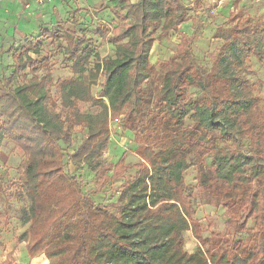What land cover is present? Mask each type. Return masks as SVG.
Instances as JSON below:
<instances>
[{"label": "trees", "instance_id": "trees-1", "mask_svg": "<svg viewBox=\"0 0 264 264\" xmlns=\"http://www.w3.org/2000/svg\"><path fill=\"white\" fill-rule=\"evenodd\" d=\"M119 4L126 10L124 16H117V24H107L106 28L110 43L115 45L113 57L97 56L84 34L77 37L69 30L60 35L57 31L46 33L51 43L58 39L64 43L55 52L64 55L74 76L88 74L87 82L79 77L57 81V102L46 90L48 76L40 78L37 74L48 57L34 60L29 53L35 43L27 41L19 50L11 51L13 73L9 82L27 68L31 71L30 78L24 77L15 90L0 88V145L7 137L25 156L16 195L29 203L23 210L28 228L18 243H26L29 256L43 252L54 264H264V137L247 132L259 152L228 155L217 151L208 173L203 174L202 183L210 191L223 188L230 210L226 224L232 238L225 247L214 250L200 237L184 189L183 175L190 164L179 150L195 151L197 146L189 142L186 130H177L190 118L199 130L226 135L246 120L254 101L231 68L243 62L249 46L260 57L264 29L254 31L252 24L231 32L223 29L222 37L232 57L218 77L221 90H213L200 103L188 104L182 103L183 91L196 85L198 69L191 50L193 35L181 33L177 55L181 69L166 77L154 97L171 128L162 134L156 129L158 116L146 123L140 118L142 91L152 69L149 54L154 34L158 32L157 39H162L179 28L187 20L188 8L181 0H119ZM86 11L88 18L98 21L95 13ZM123 40H127L126 45ZM98 78L100 88L94 95L91 87ZM80 104L99 107L100 112L94 117L84 115ZM121 117H133L139 162L133 179L122 185L116 203L108 209L94 203L67 178L59 143H69L71 131L84 125L86 135L68 159L90 166L100 192L109 180L120 178L126 171L119 162L100 161L108 150L109 123ZM200 150L202 158L207 151L203 147ZM71 219L72 223L61 229L62 223ZM248 222L254 224V231L241 241L237 237ZM188 231L199 244L191 254L181 248L182 234Z\"/></svg>", "mask_w": 264, "mask_h": 264}, {"label": "rangeland", "instance_id": "rangeland-1", "mask_svg": "<svg viewBox=\"0 0 264 264\" xmlns=\"http://www.w3.org/2000/svg\"><path fill=\"white\" fill-rule=\"evenodd\" d=\"M52 1V4L50 1L45 5H38L40 8L45 6L46 8L41 9L43 15L37 30L26 33L24 38L15 41L14 46L18 48L26 41L32 42L35 43L33 51L30 52L32 58L41 61L48 57V62L38 69L37 74L40 78L48 76L46 90L57 102L59 96L57 81L79 77L87 82L88 74L85 72L81 76H74L70 72L69 62L64 59V55L55 52V48L64 43L60 39L51 43L46 33L52 30L60 35L64 30H69L75 31L77 37L84 34L97 56L101 59L113 57L115 45L110 43V35L106 28L109 24L116 25L117 16H124L126 10L120 6L119 0ZM136 1L130 0L131 3ZM181 2L188 8L187 20L162 39H157L158 32L154 34L156 39L149 54V62L152 66L151 76L142 91L143 103L140 118L146 123L158 116L159 122L155 127L162 134L171 128L167 124L166 112L155 104L154 97L167 79L166 77L172 76L181 69L182 61L177 56L181 33L187 36L193 35L191 50L193 61L198 69L196 85L183 91L182 103L188 104L200 103L208 99L213 90L215 92L221 90L217 83L218 77L221 75L223 65L230 64L232 57L222 37L223 29L231 32L247 24H252L254 31L264 29V0H198L196 2L181 0ZM87 9L95 13L98 21L88 18L85 11ZM9 39L10 37L0 34V59L4 55L2 49H6L10 44ZM126 42L127 40H123L121 43L126 45ZM34 49L37 53H33ZM259 52L260 57H257L249 46L247 53L242 56L243 62L234 63L231 68L232 74L239 76L247 88L246 95L254 101V107L246 120H241L240 124L234 125L226 132V135H223L221 131L199 130L190 118H187L177 129L178 131L186 130L189 142L197 146L195 151L192 149L186 151L185 148L179 150L187 164H190L183 175L184 189L190 197L194 210L193 220L199 226L200 237L205 240L206 246L214 250L222 249L226 245L225 242L232 238L226 224L230 210L226 206L228 198L223 188L210 191L208 185L206 187V184L202 183V178L203 174L208 173L214 153L217 151L228 155L240 153L253 155L259 152L247 135V132H250L257 137H264V47L262 44ZM223 57L226 59L222 64ZM92 60L90 69L93 66ZM12 64L10 57L3 56V60H0V88H6L8 91L21 86L24 77L29 79L31 76V71L27 68L9 82L13 73ZM228 75L229 72L226 77H229ZM100 82L101 78H98L91 87L94 95L100 88ZM80 110L82 114L90 117L100 112L99 107L90 104H80ZM132 119L133 117L128 119L121 117L118 122L109 123L108 150L100 161L104 164L119 162L126 167V171L120 178L109 180L100 192H97L90 166L86 162L75 163L68 159L86 135L87 129L84 125L77 126L71 131L69 143H59L64 155L63 171L67 178L74 181L82 193L90 197L94 203L108 209L116 203L122 185L132 180L137 171L136 165L139 159L135 155V150L139 144L134 141L136 132ZM202 147L207 153L201 158L199 153ZM24 162L25 156L22 151L6 137L0 145V264H54L55 261H48L43 252L29 256L26 243H18L28 228V225L24 224L23 210H27L29 203L16 195L20 190L19 179ZM111 174L112 172H109V175ZM68 223H72V219L64 221L60 226L61 229ZM253 231L254 224L248 222L247 229L237 238L241 241L247 240ZM198 247V241L193 233L188 231L182 234L181 248L184 252L191 254ZM38 255H41V258H38Z\"/></svg>", "mask_w": 264, "mask_h": 264}, {"label": "crops", "instance_id": "crops-1", "mask_svg": "<svg viewBox=\"0 0 264 264\" xmlns=\"http://www.w3.org/2000/svg\"><path fill=\"white\" fill-rule=\"evenodd\" d=\"M52 3L53 1L51 0L50 4ZM43 8H46V6ZM43 8H40L32 0L0 1V34L10 37V44L6 49H2L4 55H2L0 60H3V56H7L10 57V61L13 62L11 51L13 49L19 50L21 47L17 48V46H14L15 41L24 38L27 35L26 33L35 32L37 30L43 15L41 10ZM50 32H52V30H50ZM40 256L38 255V258H41Z\"/></svg>", "mask_w": 264, "mask_h": 264}, {"label": "built area", "instance_id": "built-area-1", "mask_svg": "<svg viewBox=\"0 0 264 264\" xmlns=\"http://www.w3.org/2000/svg\"><path fill=\"white\" fill-rule=\"evenodd\" d=\"M1 1V0H0ZM32 1H34L37 5H39V6H42V5H45V4H47V3H49L51 0H32ZM85 0H78V2H84ZM88 11L90 12V13H92L93 11L92 10H89L88 9Z\"/></svg>", "mask_w": 264, "mask_h": 264}]
</instances>
